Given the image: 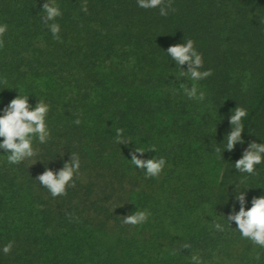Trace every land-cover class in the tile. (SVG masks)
<instances>
[{
  "label": "trees",
  "instance_id": "obj_1",
  "mask_svg": "<svg viewBox=\"0 0 264 264\" xmlns=\"http://www.w3.org/2000/svg\"><path fill=\"white\" fill-rule=\"evenodd\" d=\"M46 2L0 0L8 25L0 116L19 95L29 96L30 110L40 99L51 131L46 143L34 140L39 154L19 164L0 149V264H193L194 254L203 264H264V248L227 220L240 210L237 191L246 210L264 197V162L258 175L234 166L250 143L264 144V0H173L167 17L137 0H87V13L85 0H56L62 42L42 19ZM188 39L209 78H181L167 54ZM193 83L204 101L179 88ZM238 106L248 113L244 143L226 151ZM117 128L130 143L116 142ZM136 148L146 151L140 159L166 160L159 177L132 164ZM72 153L81 161L76 186L54 198L38 177L62 170ZM138 209L151 213L148 221L124 224Z\"/></svg>",
  "mask_w": 264,
  "mask_h": 264
},
{
  "label": "clouds",
  "instance_id": "obj_2",
  "mask_svg": "<svg viewBox=\"0 0 264 264\" xmlns=\"http://www.w3.org/2000/svg\"><path fill=\"white\" fill-rule=\"evenodd\" d=\"M173 0H137L138 6L143 9L159 8V14L162 17H167L169 11H175L172 6ZM43 21L47 23L49 31L53 37L61 41L60 32L61 26L55 21L62 17L63 13L56 0H48L43 5ZM81 10L84 13L88 12L87 0L81 5ZM8 30L7 24H0V48L4 47L3 37ZM62 42V41H61ZM167 54L180 67L179 76L187 77L193 82H198L209 78L213 75L212 70L202 71L204 67V59L201 53L196 50L195 42L188 39L185 44H177L170 46L167 49ZM188 66L187 72L182 70V66ZM6 83V81H5ZM183 90L185 96L189 99L204 101L206 93L201 91L196 83L191 86L188 84H181L179 86ZM29 96L19 95L13 99L10 104L4 109V115L0 116V138L3 142L0 143V149L5 150L9 154L6 156L10 164H19L26 159L33 158L39 154V150L33 147L34 140L38 139L40 144L46 143L51 137V131L46 124V118L50 111V106L39 99V103L34 110H30ZM247 111L243 107L238 106L232 112L230 117L231 131L226 136V151L234 150L235 146L243 144L242 134L244 133L243 119L247 116ZM76 125L81 124L80 119L74 121ZM124 129H116V142L118 144H128L131 142L123 139ZM155 151L153 146L147 152ZM216 153H220L221 149L216 147ZM137 153H146L143 148H136L132 153L131 162L137 168L146 171V177H159L164 170L166 160L164 158L154 159H140ZM264 162V144L252 142L244 151L241 159L236 161L235 169L238 172L248 175H258L256 166ZM81 168V161L79 156L75 153L71 155V161L66 162L63 169L59 172H54L47 169L38 177V181L42 186H45L51 195L55 197L66 196L68 187H75V178L79 175ZM243 183V181H241ZM236 200L241 207L238 213L228 216L227 220L230 223L234 221L238 225V230L243 238L249 239L254 245L264 248V197L253 198L252 207L245 208L246 197L242 191H237ZM150 212L146 210H137L135 213L123 217V223L126 225L137 226L148 221ZM214 227L223 231L224 228L220 223H216ZM14 247V242L6 244L2 251L4 254H10ZM184 249H190V244H184ZM256 260L260 259V254L255 256ZM191 260L193 264H203L199 255H192Z\"/></svg>",
  "mask_w": 264,
  "mask_h": 264
},
{
  "label": "rangeland",
  "instance_id": "obj_3",
  "mask_svg": "<svg viewBox=\"0 0 264 264\" xmlns=\"http://www.w3.org/2000/svg\"><path fill=\"white\" fill-rule=\"evenodd\" d=\"M228 9H230V10H232V11H234V13H236V11L234 10V9H231V8H228ZM258 15V10L256 9V8H253V9H251L250 11H249V15Z\"/></svg>",
  "mask_w": 264,
  "mask_h": 264
}]
</instances>
